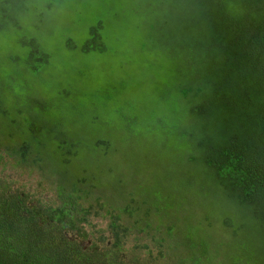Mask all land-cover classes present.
Masks as SVG:
<instances>
[{
	"label": "rangeland",
	"instance_id": "1",
	"mask_svg": "<svg viewBox=\"0 0 264 264\" xmlns=\"http://www.w3.org/2000/svg\"><path fill=\"white\" fill-rule=\"evenodd\" d=\"M156 10L157 0H0V84L11 87L13 94L19 96L9 98L5 104L13 108L12 115L16 109L21 110L23 126L30 121L32 107L40 118L64 126L75 141L82 143L81 163L98 173L92 172L98 179H92L83 202L94 205L93 213L100 210L99 214L90 215L86 229L94 233L95 240L101 235L109 236L110 213L103 209V201L106 207L117 211L130 204L132 214L120 212L121 223L130 228L133 225L125 238L124 249L128 257H136L145 264L164 263L175 256L200 259L202 255L197 250L204 241L210 245L208 250L206 246L209 258L215 244L221 238L227 244L229 237L221 222L210 214L211 218L200 225L203 229L193 225L188 230L195 233V247L188 249L191 245L183 244L169 251L170 243L176 245L177 232H168L164 225L157 228L164 223L160 217L155 219L160 221L157 227L156 222H148V214L162 201L172 209L181 202V208L175 210L177 215L198 212L204 217V213H215L219 218L217 212L222 209L218 197L207 188L210 179L207 170L186 161L198 155L196 146L203 135L201 127L187 116L183 132L191 137L181 142V135L175 133L180 111L187 104L180 99L185 80L179 77L175 61L184 67L188 52L180 47L188 42L171 50L173 44L163 38L171 27L154 19ZM15 21L18 24L13 26ZM97 25L102 35L97 49L101 50L81 52L79 48L92 37L91 28ZM30 41L39 43L40 52L36 53L47 54L48 64L33 68L31 65L38 63L35 61L27 66L31 48L25 42ZM233 93H236L234 89L225 98L234 97ZM87 123L95 129L101 126L100 131L72 130L73 125L81 129ZM100 139L122 143L120 159L100 156L103 153L97 147ZM95 149L101 153L95 155ZM145 151L150 162L143 159ZM45 155L46 164H52L51 153ZM129 156L138 158L126 160ZM34 160L31 156L27 163L21 162L2 149L0 175L7 177L15 189L57 205L59 183L52 170L57 171L59 166L51 165L47 171L34 165L40 164ZM53 164H58V159ZM130 169L139 176L135 182L128 181L138 177ZM105 170L107 178L103 175ZM123 173L127 181L123 180ZM113 178L123 187L128 186L126 190H118L115 184L109 186L107 182ZM94 197L101 200L96 203ZM230 244L233 246L232 240ZM189 251L197 252L190 256ZM204 261L201 263L209 262ZM217 263L228 264L222 259Z\"/></svg>",
	"mask_w": 264,
	"mask_h": 264
},
{
	"label": "trees",
	"instance_id": "2",
	"mask_svg": "<svg viewBox=\"0 0 264 264\" xmlns=\"http://www.w3.org/2000/svg\"><path fill=\"white\" fill-rule=\"evenodd\" d=\"M154 19L171 27L167 36L166 32L163 36L173 44L171 50L188 42L180 47L188 52L184 67L175 61L179 77L185 80L180 99L187 102L180 111L175 133L181 135V142L191 137L183 132L187 116L201 127L203 135L196 146L198 155L186 161L207 170L210 175L207 188L218 197L222 209L217 212L219 218L215 213H204V217L198 212L177 215L175 210L181 208V202L172 209L162 201L148 214V222H156V226L160 221L155 219L160 217L164 223L157 228L164 225L168 232H177L176 245L170 243L169 251L183 244H190L188 249L195 247V233L188 230L193 225L203 229L200 225L211 215L221 222L229 236L227 244L223 238L215 244L209 258L206 255L210 245L204 241L197 250L202 258L185 257L186 260L175 256L159 264H202V260L215 264L220 259L228 264H264V0H157ZM17 24L18 21L12 22L13 26ZM98 27L91 28L92 37L79 48L81 52L101 50L97 49L102 40ZM25 44L31 48L27 66L35 61L38 63L32 64L33 68L48 64L47 54L36 53L40 52L38 42ZM233 89L234 97L226 99L225 95ZM241 91L250 93L243 96ZM11 97L19 98L11 87L0 84V123L4 127L0 130V150L5 149L24 163L34 156V162L40 163L34 165L47 171L49 166L58 165V170L52 171L58 176L60 202L44 203L15 189L7 177L0 175V264H145L139 263L136 257H128L124 249L125 238L133 225L130 228L121 223L120 212L132 214L130 204L117 211L106 207L103 201V209L110 213L109 236L101 235L95 240L94 233L86 229L90 215L99 214L100 210L93 213L94 205L83 202L92 179H98L92 172L98 173L82 164L79 150L82 143L75 141L64 126L40 118L32 107L30 121L23 126L21 110L16 109L12 115L13 108L5 104ZM92 128L87 123L81 129L73 125L72 130L99 132L101 126ZM121 144L117 140L100 139L97 147L103 153L95 149V155L101 153L100 156L120 159ZM47 152L53 156L52 164H46ZM145 152L143 159L150 162L149 153ZM128 158L137 160L138 157ZM56 159L58 164H53ZM139 162L142 163L141 158ZM130 172L137 175L131 169ZM103 175L107 178L106 170ZM122 177L127 181L124 173ZM138 178L128 181L135 182ZM107 183L115 184L118 190L128 187H123L115 178ZM93 200L97 203L101 198ZM144 247L149 246L144 244ZM197 251H189L190 256Z\"/></svg>",
	"mask_w": 264,
	"mask_h": 264
},
{
	"label": "clouds",
	"instance_id": "3",
	"mask_svg": "<svg viewBox=\"0 0 264 264\" xmlns=\"http://www.w3.org/2000/svg\"><path fill=\"white\" fill-rule=\"evenodd\" d=\"M58 195H59V192H58ZM105 231V230H104Z\"/></svg>",
	"mask_w": 264,
	"mask_h": 264
}]
</instances>
